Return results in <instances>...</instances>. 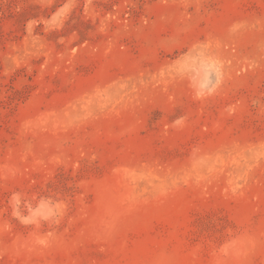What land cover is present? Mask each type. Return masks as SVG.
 <instances>
[{
	"label": "rangeland",
	"instance_id": "1",
	"mask_svg": "<svg viewBox=\"0 0 264 264\" xmlns=\"http://www.w3.org/2000/svg\"><path fill=\"white\" fill-rule=\"evenodd\" d=\"M0 264H264V0H0Z\"/></svg>",
	"mask_w": 264,
	"mask_h": 264
}]
</instances>
